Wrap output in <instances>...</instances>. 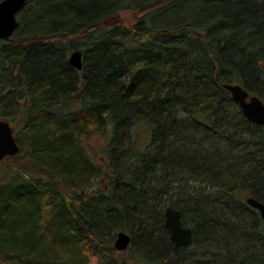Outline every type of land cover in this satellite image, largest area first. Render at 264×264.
Masks as SVG:
<instances>
[{
    "label": "trees",
    "instance_id": "trees-1",
    "mask_svg": "<svg viewBox=\"0 0 264 264\" xmlns=\"http://www.w3.org/2000/svg\"><path fill=\"white\" fill-rule=\"evenodd\" d=\"M30 3L29 33L0 40V118L20 120L35 172L0 182V264H93L102 248L94 264H264L246 203H264V126L223 87L264 102V0ZM123 10L131 25L114 20ZM96 130L108 140L99 162L79 142ZM168 206L190 246L169 239ZM119 231L128 262L111 255Z\"/></svg>",
    "mask_w": 264,
    "mask_h": 264
},
{
    "label": "water",
    "instance_id": "water-1",
    "mask_svg": "<svg viewBox=\"0 0 264 264\" xmlns=\"http://www.w3.org/2000/svg\"><path fill=\"white\" fill-rule=\"evenodd\" d=\"M28 0H0V40L9 38L19 27L17 14L27 5ZM68 63L76 70L83 67V55L80 50H73L68 56ZM223 87L230 93L231 98L239 105L243 116L250 122L264 126V102L257 95L248 92L239 83H224ZM20 145L14 135L10 121L0 118V162L19 153ZM249 207L255 209L262 220L264 230V203L249 196L246 198ZM181 211L166 207L164 211V226L169 231V239L174 248L190 246L192 229L184 226ZM131 237L126 231H119L113 241L117 251H125L130 245Z\"/></svg>",
    "mask_w": 264,
    "mask_h": 264
},
{
    "label": "rangeland",
    "instance_id": "rangeland-1",
    "mask_svg": "<svg viewBox=\"0 0 264 264\" xmlns=\"http://www.w3.org/2000/svg\"><path fill=\"white\" fill-rule=\"evenodd\" d=\"M35 4L34 3H30L28 5H26V7L24 8V10H22L20 13L17 14V19L19 20L20 24L23 26L24 29V33L28 32V29L26 28V23L28 24V20H30L29 18L25 17V19H22V14L25 10H31L32 8H34ZM27 19V20H26ZM26 20V21H25ZM114 20H116L117 23L120 24H126V25H131L133 23V17L131 15V11L130 10H123L120 11L116 17L114 18ZM25 21V23H24ZM159 23L161 21V19L158 20ZM5 41V40H4ZM87 40L82 39L81 43H77V47L78 49H80V51L84 52L85 49L88 48L87 45ZM76 49V50H78ZM82 52V55H83ZM71 53V52H70ZM69 53V54H70ZM68 54V55H69ZM1 108V107H0ZM1 111V109H0ZM6 120L10 121L12 123V127L14 129V135L17 139H19V145H20V150H19V156L20 158L17 160L16 163L14 164H10V162L6 161V162H1L0 163V182L1 181H7L9 180V175H14L16 174V177L18 178L19 181H24L23 178L26 179H32L33 175H34V169L30 168L27 165V161H26V153L28 152V144L26 139L23 137V135L20 133L21 130V123L20 120L18 119H14V118H7ZM79 142L80 144L86 149V153L92 157L95 161H100L101 158L103 157V149L104 147H106L108 140L106 139V135L103 131L101 130H96L93 131L87 135H81L79 137ZM16 165V166H15ZM46 177V176H45ZM187 186L191 187V188H196L199 186V183L197 181H188L187 182ZM97 186V181H95L94 179L91 182L90 188H95ZM129 248V247H128ZM106 249L102 248V249H98V251H96V255L93 258L92 263H96L98 262L100 259H103L105 254H106ZM112 257L116 256L118 257V260H124L126 262H128V256H131V252L127 249L125 251H117L114 247H113V243H112V253H111ZM128 255V256H127Z\"/></svg>",
    "mask_w": 264,
    "mask_h": 264
},
{
    "label": "bare ground",
    "instance_id": "bare-ground-1",
    "mask_svg": "<svg viewBox=\"0 0 264 264\" xmlns=\"http://www.w3.org/2000/svg\"><path fill=\"white\" fill-rule=\"evenodd\" d=\"M20 25V24H19ZM17 30V29H16ZM15 33V32H14ZM5 40V39H4Z\"/></svg>",
    "mask_w": 264,
    "mask_h": 264
}]
</instances>
